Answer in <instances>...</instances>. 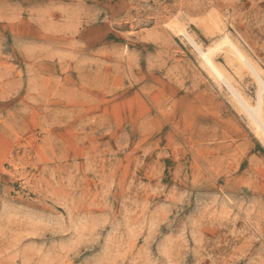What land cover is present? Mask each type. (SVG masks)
<instances>
[{
	"label": "rangeland",
	"instance_id": "obj_1",
	"mask_svg": "<svg viewBox=\"0 0 264 264\" xmlns=\"http://www.w3.org/2000/svg\"><path fill=\"white\" fill-rule=\"evenodd\" d=\"M263 83L264 0H0V264H264Z\"/></svg>",
	"mask_w": 264,
	"mask_h": 264
},
{
	"label": "bare ground",
	"instance_id": "obj_2",
	"mask_svg": "<svg viewBox=\"0 0 264 264\" xmlns=\"http://www.w3.org/2000/svg\"><path fill=\"white\" fill-rule=\"evenodd\" d=\"M186 35H187V33H185ZM227 36V35H226ZM226 36H224V43L223 44H226V45H229V46H231L233 49H234V51H235V53H236V56L238 57V59L240 60V61H243L244 59H245V56L238 50V49H236L235 48V46H232V44H231V42L229 41H227V39H229V38H227ZM188 37V36H187ZM190 37V36H189ZM188 39V38H187ZM190 39H191V37H190ZM191 42V41H190ZM196 46H197V44L196 43H194ZM222 44V45H223ZM225 45V46H226ZM202 48V47H201ZM203 49V48H202ZM201 49V51H200V57L203 59V62H204V64H206V66H207V68H209V71H211L219 80H225V81H228V78H227V76H225V72H222V69L221 68H219V66H216L215 65V62L213 61L214 59H212V53L210 52V50H207V51H203ZM209 49V48H208ZM199 51V50H198ZM199 53V52H198ZM199 56V55H198ZM235 56V55H234ZM236 57V58H237ZM250 62V61H249ZM245 63H247V62H245ZM241 64V63H240ZM251 64V63H250ZM247 65V64H246ZM244 66V65H243ZM246 67V66H245ZM252 67V66H251ZM250 67H248V69H249ZM251 70H253V69H251ZM251 72H253V71H251ZM257 72V71H256ZM254 73V72H253ZM254 74H256V73H254ZM259 74V73H258ZM255 77H256V75H255ZM258 77V76H257ZM225 81H223V82H225ZM230 81V80H229ZM258 81V80H257ZM261 81V80H260ZM231 82V81H230ZM226 83V82H225ZM264 84V83H263ZM229 85V83H227V86ZM230 85H231V83H230ZM231 87H232V85H231ZM258 87V86H257ZM228 88H230V87H228ZM231 91V90H230ZM236 91V90H235ZM264 92V88L263 89H260V93L262 94ZM234 94V93H233ZM238 94V92L235 94V95H237ZM240 94V93H239ZM238 94V95H239ZM264 94V93H263ZM235 97V96H234ZM237 97H239L240 98V96H237ZM261 97V96H260ZM263 97H264V95H263ZM236 98V97H235ZM238 98V99H239ZM241 99H242V96H241ZM241 99H239V100H241ZM244 99V98H243ZM262 99V98H261ZM263 101V100H262ZM243 102H244V100H243ZM242 102V103H243ZM246 104V106H247V109H249V112H251V113H253V114H255V116H256V120L258 121H260L261 120V122L262 123H264L263 122V114H262V112H263V109H262V107H263V105H264V103L263 102H259L258 104H257V106H253V107H251V106H249V105H247V103H245L244 102V105ZM261 104H263V105H261ZM241 105H243V104H241ZM243 107V106H242ZM248 111V110H247ZM248 113V112H247ZM250 113V114H251ZM252 119V118H251ZM255 121V120H254ZM260 122V123H261ZM262 125V124H261ZM259 126V125H258ZM260 127V126H259Z\"/></svg>",
	"mask_w": 264,
	"mask_h": 264
}]
</instances>
